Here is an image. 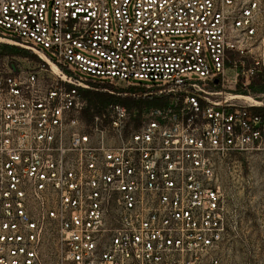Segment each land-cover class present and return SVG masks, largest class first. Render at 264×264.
<instances>
[{"label": "built area", "instance_id": "2783aa9c", "mask_svg": "<svg viewBox=\"0 0 264 264\" xmlns=\"http://www.w3.org/2000/svg\"><path fill=\"white\" fill-rule=\"evenodd\" d=\"M0 36L43 56L0 63V264L49 243L55 264H217L216 160L264 150V98L232 97L264 73V0H0ZM102 83L169 100L84 120Z\"/></svg>", "mask_w": 264, "mask_h": 264}, {"label": "rangeland", "instance_id": "374dc122", "mask_svg": "<svg viewBox=\"0 0 264 264\" xmlns=\"http://www.w3.org/2000/svg\"><path fill=\"white\" fill-rule=\"evenodd\" d=\"M12 60L23 67H31L40 61V57L30 50L0 42V63ZM108 84L112 87H106L107 85L102 83L100 87L95 86V89L89 90L106 93L116 100L128 97L143 98L159 104L169 100L166 95L140 96V93L145 91L143 87ZM249 89L258 101L264 98V73L250 83ZM236 90V92L248 94L246 90H241L239 87ZM112 101L108 100L106 103ZM106 103L98 105V112H94L95 109L89 107L85 101L86 106L82 114L84 120H89L99 113ZM149 106L151 105H144L141 109L125 107L129 111L137 110L138 112ZM134 122L136 123L137 119ZM216 164L217 183L228 200L229 213L232 216L227 236L215 253L218 256L217 264H264V150L233 152L225 157L217 158ZM52 232L49 230L46 234L50 235ZM43 251L45 262L55 264V246L52 243L44 245Z\"/></svg>", "mask_w": 264, "mask_h": 264}, {"label": "trees", "instance_id": "16d2710c", "mask_svg": "<svg viewBox=\"0 0 264 264\" xmlns=\"http://www.w3.org/2000/svg\"><path fill=\"white\" fill-rule=\"evenodd\" d=\"M35 57V56H34ZM106 87H112L109 84H106ZM100 87V86H99ZM84 99L86 101V103H88V106L92 107L94 112H98L99 108L98 105H102L104 103H106V101L108 100H113V101H117L118 103L125 105L127 107H135L137 109H141L144 105H159L158 102H152V101H148V100H144L143 98L140 99H136V98H120V99H115L112 98L111 96H109L106 93L103 92H96V91H87L86 93H84ZM257 110L261 113H264V108H257Z\"/></svg>", "mask_w": 264, "mask_h": 264}, {"label": "bare ground", "instance_id": "6f19581e", "mask_svg": "<svg viewBox=\"0 0 264 264\" xmlns=\"http://www.w3.org/2000/svg\"><path fill=\"white\" fill-rule=\"evenodd\" d=\"M0 42L11 43L9 38L2 37V36H0ZM40 57H43V56H40ZM53 69L57 71L55 67H53ZM232 97H235L236 99L245 100L246 102H253V103L258 102V99L251 94H244V93L236 92L235 95H233Z\"/></svg>", "mask_w": 264, "mask_h": 264}]
</instances>
